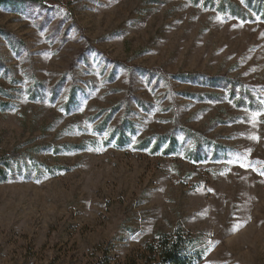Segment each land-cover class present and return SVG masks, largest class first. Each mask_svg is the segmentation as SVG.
Instances as JSON below:
<instances>
[{"label":"rangeland","instance_id":"obj_1","mask_svg":"<svg viewBox=\"0 0 264 264\" xmlns=\"http://www.w3.org/2000/svg\"><path fill=\"white\" fill-rule=\"evenodd\" d=\"M252 16L204 0H0V158L15 154L0 264H124L178 226L204 250L196 264H264V20ZM187 73L242 86L174 77ZM185 130L210 142L199 159ZM167 135L174 151L168 137L155 150Z\"/></svg>","mask_w":264,"mask_h":264},{"label":"trees","instance_id":"obj_2","mask_svg":"<svg viewBox=\"0 0 264 264\" xmlns=\"http://www.w3.org/2000/svg\"><path fill=\"white\" fill-rule=\"evenodd\" d=\"M247 6L243 8L239 4L231 0H204V5L210 8H215L223 15L233 16L242 20L253 19L252 12L257 14L260 19L264 20V0H246ZM158 69H152L151 73H157ZM182 82L188 83H200L208 86H216L220 81H225L235 87L236 85L242 86L241 82L232 80L225 76H213L207 77L197 73L178 74L174 76ZM234 92L231 91V95ZM247 95V91H244ZM215 95V94H214ZM126 124L120 123L117 128V141L118 145L124 144L129 141V138L125 135ZM188 137L192 138L195 142L193 153L197 155L199 159V151L203 144H210L207 140H202L198 133L191 130H185ZM170 138L168 148L165 149V153L169 154L174 151L176 140L172 135L161 136L155 144V150L159 148V145L164 142L166 138ZM140 149L148 147L149 141L144 140L141 142ZM71 147L78 148L80 146L73 145ZM218 147V146H216ZM14 155H5L0 158V181L7 179L6 170L12 168V159ZM204 250L198 247L197 238L187 233L182 226L176 227L172 233H159L156 239L145 245L143 252L136 256L129 257L124 264H196L200 262L203 257ZM104 263V262H103ZM110 262H107V264Z\"/></svg>","mask_w":264,"mask_h":264}]
</instances>
